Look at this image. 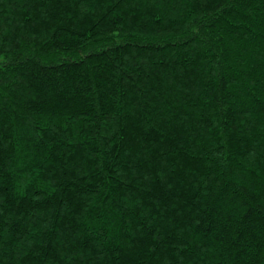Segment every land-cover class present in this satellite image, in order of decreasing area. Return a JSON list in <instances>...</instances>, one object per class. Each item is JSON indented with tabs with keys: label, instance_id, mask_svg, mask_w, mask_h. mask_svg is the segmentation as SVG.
Wrapping results in <instances>:
<instances>
[{
	"label": "trees",
	"instance_id": "16d2710c",
	"mask_svg": "<svg viewBox=\"0 0 264 264\" xmlns=\"http://www.w3.org/2000/svg\"><path fill=\"white\" fill-rule=\"evenodd\" d=\"M0 264H264V0H0Z\"/></svg>",
	"mask_w": 264,
	"mask_h": 264
}]
</instances>
